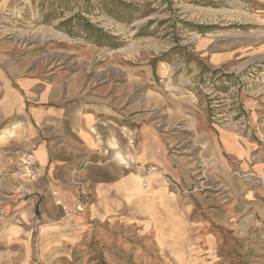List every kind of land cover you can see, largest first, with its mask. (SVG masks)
Segmentation results:
<instances>
[{"label": "crops", "instance_id": "obj_1", "mask_svg": "<svg viewBox=\"0 0 264 264\" xmlns=\"http://www.w3.org/2000/svg\"><path fill=\"white\" fill-rule=\"evenodd\" d=\"M125 68L131 72L125 83L110 79L93 90H74L61 81H45L42 92L33 93L35 101H21L20 110L29 111L27 143L39 178L27 184L28 195H10L14 202L0 211V264H90L101 258L91 252L97 247L93 238L114 232L119 221H140L158 246L194 247L200 253L219 242L210 230L212 221L238 236L253 227L264 230V185L252 186L236 173L252 165L264 176L263 91L243 98L253 129L249 136L213 124L197 96L177 82L156 81L134 96L140 77L133 67ZM22 87L32 88L26 82ZM179 124L192 133L194 156L170 149ZM252 153L258 159L251 164ZM200 158H209L220 198L214 180L204 194H185L165 178L191 185ZM148 163L159 171L146 178L145 186L134 167ZM75 170L93 202L71 213L78 202L71 180Z\"/></svg>", "mask_w": 264, "mask_h": 264}, {"label": "rangeland", "instance_id": "obj_2", "mask_svg": "<svg viewBox=\"0 0 264 264\" xmlns=\"http://www.w3.org/2000/svg\"><path fill=\"white\" fill-rule=\"evenodd\" d=\"M88 22L111 37L94 36ZM127 66L140 77L134 96L156 81L177 82L197 96L213 124L252 136L243 98L261 90L264 95V0H0V211L14 202L10 195H28L27 184L39 178V171L35 179L24 174L23 160L32 148L29 111L20 110L21 101H35L33 93H41L45 81H61L74 90H93L110 79L125 83L131 74ZM23 82L32 88L22 87ZM175 132L170 149L194 156L192 133L182 124ZM199 164L191 185L164 176L185 194H204L214 180L220 198L209 158ZM114 229L93 238L97 247L91 252L101 258L90 264H264L260 227L238 236L212 221L210 230L219 242L202 253L158 246L154 233L137 220L119 221Z\"/></svg>", "mask_w": 264, "mask_h": 264}, {"label": "built area", "instance_id": "obj_3", "mask_svg": "<svg viewBox=\"0 0 264 264\" xmlns=\"http://www.w3.org/2000/svg\"><path fill=\"white\" fill-rule=\"evenodd\" d=\"M242 125V124H241ZM240 132V131H239ZM258 159V155L256 153H252L250 156L251 164L254 162V160ZM23 165H24V174L27 178L29 179H35V177L38 175L39 168L36 165V161L33 158V155L30 154L28 155L24 160H23ZM134 170L140 174V176L145 180L149 175L152 173H155L158 170V167L156 164L148 163V164H136L134 167ZM79 171L75 170L74 174L72 175V184L73 187L76 189V193L78 196V202L76 206L72 209L71 213H77L86 210L93 202V196L92 193L90 192L89 188L85 184V182L77 176V173ZM241 178L244 179V181L252 186H257V185H264V176L261 175L260 173L254 171L252 165H249L247 170L241 171V172H236ZM168 181L174 185L175 188L178 190H181L180 186L175 183L173 180L168 178ZM198 179L202 180L203 182H206L208 179L207 176L202 177L199 176ZM145 186L147 185V182H144ZM202 189V186H197L195 187L196 191H199Z\"/></svg>", "mask_w": 264, "mask_h": 264}, {"label": "trees", "instance_id": "obj_4", "mask_svg": "<svg viewBox=\"0 0 264 264\" xmlns=\"http://www.w3.org/2000/svg\"><path fill=\"white\" fill-rule=\"evenodd\" d=\"M87 26L90 28L89 30H91V32H93L94 36L111 37L105 31H103V29L94 26L91 22H88Z\"/></svg>", "mask_w": 264, "mask_h": 264}]
</instances>
